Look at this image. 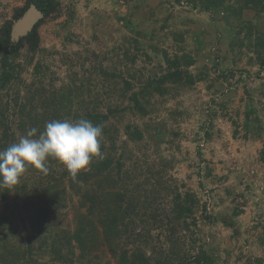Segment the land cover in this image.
<instances>
[{
  "label": "trees",
  "instance_id": "16d2710c",
  "mask_svg": "<svg viewBox=\"0 0 264 264\" xmlns=\"http://www.w3.org/2000/svg\"><path fill=\"white\" fill-rule=\"evenodd\" d=\"M74 1L26 0L0 24V150L18 142L32 128L38 130V135L52 120L84 118L102 126V155L93 157L75 182L66 167L50 157L47 174L27 167L38 170L41 179L31 181L32 175L24 173L14 187L0 188V264H35V248L42 256L52 254L53 264H112L106 255L116 264H241V256L228 260L231 249H227L228 258L222 260L220 251L209 246L203 221L218 219L207 202H202L195 191H180L178 185L163 181L161 170H145L130 148L131 143L140 148L146 135L153 143H160L161 127L157 133H145L148 127L141 128L126 115L155 119L166 99L177 95L178 88L206 78L207 65H196L202 53L189 49L184 40V32L189 30L174 32L178 42L174 52L152 43L162 55L155 68L136 65L141 53L148 62L153 57L137 37L125 35L117 44L93 51L92 58L86 56L79 63L81 70L60 78L48 58L54 53L62 54L70 71L76 63L74 54L41 47L39 28L49 18L58 19L64 13L68 17L63 29L71 26L76 14ZM175 1L207 13L222 26L223 31L217 33L219 40L229 35L228 51H253L255 56L249 58V63L255 62L264 70V0ZM31 3L44 17L28 35L12 41V25ZM66 33L68 43H75L70 31ZM135 33L144 35L141 30ZM150 35L152 39L160 38L156 31ZM204 42V37L199 40L200 44ZM207 54L213 57L211 50ZM114 57L118 65L105 64ZM218 62L213 61L212 68H218ZM30 66L32 79L27 81L23 75ZM193 66L198 70L194 72ZM227 73L221 75L225 80ZM243 128L245 137L253 134L263 138L264 120L256 109L246 110ZM17 130L22 135H17ZM171 134L178 136L176 131ZM237 134L235 129L234 136ZM259 160L264 163V143ZM68 189L81 198L77 206L72 205L73 223H65L62 213L68 208ZM73 193L69 194L71 199ZM241 212L236 207L231 217L222 220L233 227ZM20 236L26 242L21 243ZM259 239L264 249V225ZM243 264H264V257Z\"/></svg>",
  "mask_w": 264,
  "mask_h": 264
},
{
  "label": "rangeland",
  "instance_id": "374dc122",
  "mask_svg": "<svg viewBox=\"0 0 264 264\" xmlns=\"http://www.w3.org/2000/svg\"><path fill=\"white\" fill-rule=\"evenodd\" d=\"M25 1L0 0V24L11 18L15 7L22 6ZM67 5L65 2L64 9ZM74 5L76 14L71 26L63 29L62 24L68 17L64 13L58 19L49 18L39 28L41 47L65 49L68 54H74L76 63L70 71L63 63L62 54L54 53L48 58L51 69L60 78L81 70L79 63L86 56L92 58L93 51H103L117 44L125 35L137 37L144 50L153 57L152 62H148L141 53L136 65L155 68L162 55L151 46L152 43L174 52L178 43L174 32L189 30L184 32V40L189 49L202 53L196 65H207L204 70L207 71L206 78L178 88L175 91L177 95L166 99L155 119L126 115L127 120L134 119L141 128L148 127L145 133H157L161 127L160 143H153L146 135L140 148L133 143L130 148L136 155L135 160H139L145 170L154 173L161 170L164 172L163 181L178 185L180 191H195L202 202H207L218 220L203 221L204 236L214 251H220L222 260L228 258L227 249L232 250L228 260L234 261L241 256V264L264 257L259 239L264 225V163L259 160L264 132L263 138L253 134L245 137L243 128L248 108L256 109L264 120V70L255 62L249 63V58L255 56L254 52L246 48L242 54L228 51L229 35L219 40L217 33L223 29L216 20L175 0H75ZM67 30L75 43H68ZM135 30L143 31L144 35H137ZM152 31H156L160 38L152 39ZM203 37L205 42L200 44ZM130 47L134 50L133 45ZM209 50L213 57L207 54ZM25 51L23 48V53ZM213 61H219L218 68H212ZM86 64L90 65L89 62ZM105 64L113 67L119 62L114 57L113 61ZM191 69L194 72L198 70L197 66ZM228 69L233 73H227ZM32 70L33 66L28 67V72L23 75L27 81L32 79ZM223 73H227V80L221 76ZM235 122L239 123L238 126ZM235 129L237 137L234 136ZM172 131L178 132V136H173ZM17 135L22 133L17 130ZM208 170L210 175H207ZM25 175H32L31 181L41 179L36 169L27 168ZM70 193L73 192L68 189V208L62 212L66 216L62 217L65 223H73L72 205L77 206L81 199L74 193L71 199ZM236 207L242 209L235 217L237 224L233 227L225 225L222 218L231 217ZM198 215H202L201 210ZM16 224L21 229L19 221ZM236 230L239 231L237 235ZM20 241L23 243L26 239L20 236ZM32 256L37 259L35 264L54 263L52 254L42 256L38 248ZM105 259L116 264L110 255Z\"/></svg>",
  "mask_w": 264,
  "mask_h": 264
},
{
  "label": "clouds",
  "instance_id": "9594fccd",
  "mask_svg": "<svg viewBox=\"0 0 264 264\" xmlns=\"http://www.w3.org/2000/svg\"><path fill=\"white\" fill-rule=\"evenodd\" d=\"M32 128L26 136L0 150V188H12L28 166L47 174L48 158L62 163L75 182L95 156H101L102 126L88 119L52 120L42 132Z\"/></svg>",
  "mask_w": 264,
  "mask_h": 264
},
{
  "label": "water",
  "instance_id": "95a60500",
  "mask_svg": "<svg viewBox=\"0 0 264 264\" xmlns=\"http://www.w3.org/2000/svg\"><path fill=\"white\" fill-rule=\"evenodd\" d=\"M44 17V13L31 3L27 10L14 21L11 29L12 41H18L21 37L28 35L36 25Z\"/></svg>",
  "mask_w": 264,
  "mask_h": 264
}]
</instances>
